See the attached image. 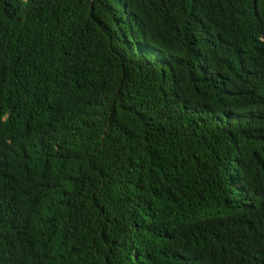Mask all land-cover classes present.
<instances>
[{"label": "trees", "instance_id": "trees-1", "mask_svg": "<svg viewBox=\"0 0 264 264\" xmlns=\"http://www.w3.org/2000/svg\"><path fill=\"white\" fill-rule=\"evenodd\" d=\"M0 264H264V0H0Z\"/></svg>", "mask_w": 264, "mask_h": 264}]
</instances>
